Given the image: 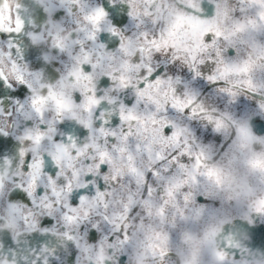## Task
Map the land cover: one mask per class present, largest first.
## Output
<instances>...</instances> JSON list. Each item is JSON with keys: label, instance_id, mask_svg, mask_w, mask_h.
Here are the masks:
<instances>
[{"label": "clouds", "instance_id": "1", "mask_svg": "<svg viewBox=\"0 0 264 264\" xmlns=\"http://www.w3.org/2000/svg\"><path fill=\"white\" fill-rule=\"evenodd\" d=\"M9 3L14 16L16 5H21L19 14L24 27L18 34H21L19 39L24 40L31 63H26L24 58L19 59L14 51L10 54L6 44L0 48V77H6L12 87L22 85L27 89L25 98L17 100L18 104L13 103L11 108L0 106L3 108L0 112V142L12 141L0 149V264H44L45 260L48 264H58L55 257L59 258V264H71L73 251L76 252L75 264H231L233 259L242 264H264V213L256 211L258 201L264 199V172L254 171L245 163L253 156L264 157V110L259 107L264 103V47L252 43L258 39L264 42V32L248 24L237 31L231 13L221 22L214 10L209 11L207 0H132L130 7L136 17L144 20L149 31L154 30L158 43L178 38L183 41L184 34L192 31L188 18L193 17L214 19V26L226 34L230 33L231 39L245 41L246 45H241L239 53L232 59L237 63L250 61V72L231 78L236 81L252 79L259 94L245 92L241 87V97L252 98L248 108L239 111L233 104L221 106L211 98L195 97L189 106L196 107L199 113L194 120L210 127L226 145L221 150L215 143H203L197 138L193 147L197 152L203 150L201 160L205 166L200 171L220 169L221 183L217 184L214 178L200 176V190L195 203L190 202L187 210L182 198L180 210H177L171 202L163 203L161 195L153 191L151 199L155 208L138 207L136 219L120 221L121 225L127 224V239L121 244L124 232L117 234L113 224L102 221L98 213L103 210L104 200L93 198L92 188L87 189L90 201L82 210L81 219L75 224H66L61 205L51 193L39 200L36 206L32 205L31 199L21 189L29 179L21 164H27L33 156H42L43 167L30 171L35 175L47 173L60 167L49 157L48 153H52L60 157L67 170L73 141L83 146L91 143L92 138L98 145L93 151H104L99 130L91 131L85 127L92 118L86 107L87 98L94 96L99 100L91 112L93 115L103 114V117H97L100 127H104L101 122L104 117L119 120L120 102L125 103L124 96L135 97L137 82L143 79L144 74L138 65L147 62L149 56L154 58L153 63L158 58L168 57L155 52L151 37L145 41L135 35L132 25L124 39L111 36L106 47L99 49L98 42L103 33L100 29L105 22L93 24L85 19V14L77 10L73 0H9ZM3 4L4 0H0V8ZM96 6L95 3L90 4V8ZM126 7L128 11L129 6ZM66 9H71V13ZM178 18L183 22L176 35L170 36L169 31ZM28 33H34L40 39L33 42ZM91 33H95L98 40H90ZM161 50L168 51L162 43ZM18 75L23 76L26 83H19ZM105 80L107 85L103 83ZM121 80L125 82L124 87H121ZM0 81L5 83L3 79ZM159 89V93L154 92V95H158L161 101L172 95L167 84L159 86ZM186 91L189 96H185ZM166 92L168 97L164 95ZM192 92L191 87L186 90L177 86L175 95L188 99ZM56 99L62 100L66 107L58 108ZM33 100L42 103L34 105ZM133 114L140 118L124 122L125 127L131 126L138 132L132 140L151 145L154 129L160 125H154L141 106L135 107ZM178 114L167 115L177 124L186 123L177 119L184 113ZM253 114L259 119H255ZM208 115L221 121L219 132L214 131L215 123L208 124L203 119ZM61 125H64L63 129ZM241 126L247 127L253 137L243 150L239 147ZM81 131L86 132L83 138L79 134ZM37 134L40 135L39 142L35 139ZM126 143L121 138L114 153L108 149L113 157L112 175L121 180L129 176L130 167L141 169L148 164L147 153L128 160L123 150ZM80 179L83 182L85 177L82 175ZM93 179L98 181L99 177ZM75 195L76 191L71 193L72 197ZM201 195L209 197L206 203L198 201ZM68 196L69 193L64 191L59 200L63 201ZM130 199L139 200L135 189L124 193V202L128 203ZM53 204V216L48 217L49 206ZM114 207L120 208L119 200ZM160 207L165 208L163 215L157 212ZM140 216L144 219L141 220ZM46 218H50L55 231L42 236L33 225H47L49 221ZM89 223L97 224L101 230L95 232L98 238L94 242L82 235L78 242L68 239L69 234H75L77 227L82 234ZM105 232L111 239L101 242L100 236ZM76 243H79V248L75 247ZM242 249H247L243 255ZM218 252L224 253L223 260L217 256Z\"/></svg>", "mask_w": 264, "mask_h": 264}, {"label": "snow or ice", "instance_id": "2", "mask_svg": "<svg viewBox=\"0 0 264 264\" xmlns=\"http://www.w3.org/2000/svg\"><path fill=\"white\" fill-rule=\"evenodd\" d=\"M78 11L85 14V19L91 21L93 24H99L102 20L105 22V26L100 29L103 33H108L111 36L119 37L121 40L125 38V34L129 32V29L123 31L114 25L113 21L109 18L110 14L106 11V8L102 4H97L96 7L90 8V4L87 0H73ZM109 2L115 6L117 3L126 4L129 6L127 16L130 18L132 27L135 29V35L141 36L145 41L151 37V44L155 48L157 54H162L168 57V62H179L181 65L187 66L188 70L194 73L193 78L202 77L201 66L206 62L214 64V69L211 74H208L205 78L209 82H222V86L217 89L219 94H222L227 98V104H235L241 97V87L245 92H251L253 94H259V89L254 85L252 79H245L243 81L233 80V75H239L242 73H249L251 68L250 61H244L237 63L227 55L229 49H236L238 54L241 45H246V42L235 41L231 39V34H226L221 31L219 27L214 26V19H196L188 18V22L192 28L190 34L185 33L183 41L181 39H167L162 40V44L168 49L166 52H162L161 43H158L155 39L154 30L149 31L148 25L144 20L136 17L134 10L130 7L132 0H109ZM209 11L214 10V14L219 16L221 12L228 15L231 13L232 20L237 24V31L243 28L245 24L257 27V30L264 32V0H207ZM223 5V7H221ZM21 5H16V14L13 15L12 8L9 0H4L3 7L0 8V33L13 34L20 33L24 27L23 20L20 16ZM71 13V9H66ZM239 12V15H237ZM182 19L178 18L177 23L173 25V28L169 31L170 36H175L176 31L182 24ZM153 23H156L153 20ZM29 38L36 42L40 39L34 33H28ZM90 40H98L95 33L89 34ZM255 46L264 47V42L253 41ZM7 45L9 53L13 51L18 55L19 59H23L18 45L13 43L11 39L6 41H0V48ZM106 43L98 42V48L104 49ZM143 52L144 49H141ZM153 57L149 56L147 62L138 65L142 70L143 79L138 81V86L135 90V104L129 106L124 102H120V118L119 120H110L106 117L102 119L104 127H100V123L97 122V117H103L102 113L92 114L91 110L93 105L99 103L94 96L87 98L86 107L89 109L92 118L85 124V127L91 131L99 130L103 137L102 144L105 148L104 151L94 152V149L98 148L95 142V138H92L91 143H85L83 146L78 145L75 141L72 144V152L68 157V163L65 166L61 163V159L58 156H54L52 153H48L49 157L54 159L59 168L50 170L47 173L41 172L39 175L31 173L33 168H42L44 160L42 156H33L29 159L27 164L22 162V169L28 173L29 179L27 185H21V189L31 199L32 205L36 206L41 199L47 198L49 193L52 194L53 199L61 205V214L66 224H75L81 219V212L85 209V206L89 203L90 198L88 193H83L74 198L71 193L74 191L87 190L89 186L94 189L93 198H103V210L98 213L100 218L105 224H113L119 232H124V237L120 240L123 244L127 239V224L121 225V220H127L129 218L136 219L139 213H136L138 207L155 208L156 205L151 199V193L156 191L162 197V202L166 205L171 202V206L180 210L181 198L185 210H187L189 203H195V196L199 192L201 183L200 176H207L208 178H214L217 184L221 183L222 172L218 168H207L206 171L201 172L200 169L205 167L201 160L203 150L200 152L194 150L193 143L197 140V136L193 133L192 129L187 123L177 124L175 119L169 118V108L175 110L177 113H185L187 110V120H194L199 113L196 107H189L195 97L198 95L193 90L190 98L182 99L175 95L176 87L183 86L186 90L189 89V84L184 82L180 76H161L156 75L155 78L150 79L159 67L157 60L153 63ZM16 64V61H13ZM5 81L8 87H12L7 83L6 77H0ZM17 81L21 84L26 83L23 76L18 75ZM125 82L121 80V87H124ZM167 84L169 92L172 93L168 97V93H164L167 99L161 101L158 95H154V92L159 93V86ZM113 95H116L114 92ZM185 96H189L186 91ZM248 99L252 97L245 96ZM55 99V97H52ZM111 102V100L109 101ZM14 103H19L15 101ZM42 103V101L33 100V104ZM58 108L66 107L62 100L56 99ZM137 106H141L145 109L147 117L152 120L153 124H159L160 127L154 129V137L152 144L147 142L141 143L139 140L133 141L132 138L138 135L136 129L131 126L125 127V121H136L140 117L133 114V109ZM261 110H264V103L259 105ZM39 110V109H37ZM0 112H3V108L0 107ZM177 119L183 120L181 117ZM207 120L208 124L215 123L214 131L219 132L221 128V121L214 120L211 115L203 117ZM95 125V127H94ZM108 125H112L109 127ZM207 126V125H206ZM168 129H171L170 133ZM241 150L245 149L247 145L253 139L250 131L245 126L239 128ZM63 135V134H61ZM121 138L126 141V146L123 149L127 153V159L132 160L134 156H143L147 153L148 164L146 167L137 169L135 166L129 168V176L125 180H121L118 177L112 175V163L113 157L109 155L108 149H111L113 153L116 151L117 142ZM39 142L40 135L35 137ZM71 140L72 137L69 136ZM0 149H2V143H0ZM186 158V159H185ZM7 160V158H5ZM247 166L254 170L264 172V157L253 156L245 160ZM85 179L81 182V176ZM93 177H99L103 181V190L98 184V181ZM135 189L136 195L139 196V200L130 199L128 203L124 202V193L132 192ZM67 191L69 196L63 201L59 200L60 195ZM119 200L120 208L114 207ZM53 209L55 204L49 206L47 212L48 217L53 216ZM195 210V209H192ZM258 213H264V199L258 201L256 206ZM158 214L163 215L165 212L164 207L157 209ZM130 213H136V215H129ZM83 215L86 216L87 212L84 211ZM143 220L144 217L140 216ZM252 221H250L251 223ZM34 230L40 232L42 236H46L49 232L55 231L50 226L40 224L38 227L33 225ZM100 232V228L97 224L89 223L81 234L79 228L75 229V234H69L68 239L70 241H79L81 235L83 238H89L91 231ZM111 237L108 233H103L100 236L101 242L103 240H110ZM75 247L79 248V243L75 244ZM247 249L241 250V255ZM163 256L164 253L161 252ZM219 259H224V253L218 252ZM55 259H59L55 257ZM44 264H48L47 260ZM231 264H242L241 261L233 259Z\"/></svg>", "mask_w": 264, "mask_h": 264}, {"label": "flooded vegetation", "instance_id": "3", "mask_svg": "<svg viewBox=\"0 0 264 264\" xmlns=\"http://www.w3.org/2000/svg\"><path fill=\"white\" fill-rule=\"evenodd\" d=\"M89 4L95 3V4H102L105 6L106 11L109 12L110 16L109 18L113 21L114 25L119 27L122 31L124 29H129L131 22L130 18L127 16V7L126 5H119L116 4L113 6L109 0H87ZM233 3H235V0H232ZM58 11H66V10H58ZM237 15H239V12H237ZM226 16L225 13L221 12L218 16L219 20L222 21L223 18ZM21 34H6V33H0V41H6L8 39H11L13 43L18 45V47L21 50V53L23 55V58L26 63H31L30 58L28 57L26 48L24 47V40L19 39ZM258 36H261L262 34H257ZM111 39V35L108 33H102L101 34V42H104L108 44V41ZM258 42H261V40L258 39ZM111 46V45H109ZM227 55L229 57H234L236 55V49H229ZM157 63L159 64V67L156 69V72L153 74L150 79L155 78L156 75H161V76H180L181 79L184 82H187L189 86L198 93V96L205 97V98H211L214 101L218 102L221 106H224L227 103V100L225 96L222 94H219L217 92V89L222 86V82H209L205 78L208 74H211V72L214 69V64L211 62H206L205 65L201 66V72L203 73L202 77L198 78H193L194 73L188 70L187 66L181 65L179 62H174L170 63L168 62V59L164 58H158ZM105 85H107L108 81L105 80L103 81ZM23 89V92L21 91ZM27 94V89L25 86H14V87H8L3 81H0V106H5L7 105L8 108H11L12 104L17 101V100H22L25 98ZM124 101L126 104L129 106L132 105V103L135 102V97L134 96H124ZM250 104V101L246 97H240L239 100L233 104L236 108L237 111H239L241 108L247 109ZM169 115H179L176 113L175 110L169 108L168 111ZM187 110L181 117L187 124L188 126L192 129L193 133L197 136L198 139L201 140L203 143H215L218 147L223 150V148L226 146L223 138L220 137L219 135L215 134L212 132L211 128L201 124L199 121L195 120H187ZM253 117L255 119H259L258 116H255L253 114ZM62 129L64 128V125H61ZM171 129H168V132L170 133ZM70 134V133H69ZM81 135V138H83V135H86L85 131H81L79 133ZM2 143V149L4 147H7L8 144H11L12 141L8 140L6 142H0ZM186 159V158H185ZM98 184L101 187V190H103V181L102 179H98ZM89 188H92L90 185ZM94 191V189H92ZM83 193H88L87 190H80L76 191V195L74 198H78L80 194ZM209 197L205 195H201L198 197V201L200 203H206L208 201ZM48 219L49 223L45 226H50L51 225V220L50 218ZM98 238V235L93 231L90 232L89 234V239L92 240L93 242ZM76 260V257H75Z\"/></svg>", "mask_w": 264, "mask_h": 264}, {"label": "water", "instance_id": "4", "mask_svg": "<svg viewBox=\"0 0 264 264\" xmlns=\"http://www.w3.org/2000/svg\"><path fill=\"white\" fill-rule=\"evenodd\" d=\"M75 257H76V252L73 251L72 254H71V257H70V262L71 264H75ZM58 264H59V259H56Z\"/></svg>", "mask_w": 264, "mask_h": 264}, {"label": "rangeland", "instance_id": "5", "mask_svg": "<svg viewBox=\"0 0 264 264\" xmlns=\"http://www.w3.org/2000/svg\"><path fill=\"white\" fill-rule=\"evenodd\" d=\"M222 22V21H221ZM215 23H216V21H215Z\"/></svg>", "mask_w": 264, "mask_h": 264}]
</instances>
